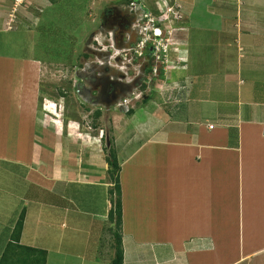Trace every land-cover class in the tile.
Returning a JSON list of instances; mask_svg holds the SVG:
<instances>
[{
  "label": "crops",
  "instance_id": "obj_1",
  "mask_svg": "<svg viewBox=\"0 0 264 264\" xmlns=\"http://www.w3.org/2000/svg\"><path fill=\"white\" fill-rule=\"evenodd\" d=\"M118 1L121 0L117 2L112 0V3ZM180 3L185 22V27L182 29L185 28L187 32L189 30L192 37V42L186 40L185 46L180 47L181 53L178 57L186 60V64L181 66L182 69L184 68L182 72H171L163 77L167 86L164 87L166 89L163 93H160L162 90H153L154 94L149 95L156 98L155 100H158L157 98L161 101L165 100L166 103L170 100L171 94L175 95L179 105L164 107L160 103L163 107L159 104H156V107L163 108L166 113L168 109L172 115L176 114L172 119H157L153 125L149 123L141 129H136L134 122L129 124L130 131L127 133L124 129L126 124L121 127V133H118L113 140V147L118 151L121 167L124 264H221L222 254L224 260L233 254L232 259H229L231 264L236 260V253L240 248L245 249L244 245H246L245 251H250L256 247L250 246V241L254 243L260 237L264 238V202H259L260 198H257L260 192H264V0H192V2L180 0ZM8 4L7 0H0L1 7L6 9L5 12L9 10ZM34 11L37 16H31L30 20H27L30 24L27 21L21 22L15 30L7 29L8 23L5 22L8 16H3L0 19V34L3 32L4 36L11 37L17 33V30H21L27 39L28 36L35 35V31L29 27L33 25L39 28L41 22L39 23L36 8ZM35 23H39L38 26ZM198 29H202L204 34H208L211 38L196 45L194 32ZM224 31L235 33L233 40L235 44L231 42L222 45L226 49L228 46L232 47L230 51H235V58L232 56L230 58L229 54L222 57L217 53L220 45H215L217 44L215 41L225 38ZM239 38H242V47ZM6 39H0V42L4 44ZM12 40L8 38L5 42L9 49L13 47L10 45L13 44ZM226 49L223 47L222 50L226 52ZM7 53L12 58L9 64L12 63L14 69H18L17 79L24 78L25 75L30 76L28 81L31 78V84L34 82L37 84L32 77L34 75L39 77L36 65L39 64V59L14 55L10 50ZM193 59L201 61L200 64H203L201 67L205 72L194 69L197 62ZM6 61L10 60L0 58V78L2 75L4 83L8 78H12L9 72L10 66H4ZM11 82L13 83L11 105L14 103L16 90L24 96V100H28L26 92L19 89L20 85L18 87L15 86L16 82L12 80ZM168 85L172 87L168 88ZM257 85H262L260 90L257 89ZM1 117L3 116L0 114ZM20 125L22 128L18 127L15 134L11 131V122L9 130L6 131L8 136L0 139V142L5 143L9 136L13 135L22 137L20 142L24 137L28 138L26 124L22 121ZM210 126H214V129L210 130ZM6 127L7 124L3 121L0 130ZM234 129H239V135L233 136L232 139L231 133L235 132ZM237 142L240 143L239 146L236 145ZM28 145L22 142L19 146L20 153H12L7 147L0 146V174H2L1 181L5 182V185L0 186V191L4 193L9 188L7 198L12 201L0 202L2 209L0 219L8 212L13 217L19 218L25 214L21 242L22 239L31 236L35 238L41 230L40 224L56 219L44 221V215L49 211L60 217L64 215L61 224L66 222L69 227L61 228V225L59 227L67 235L73 233L70 231L72 228L76 229L69 225L72 220L78 222L81 218L87 217L92 221L91 226H93L98 224L99 218H108L106 202L111 203L109 190L103 193L92 189L89 200L86 188H79L78 185L65 186L61 194L60 174L52 171V176L49 178L40 171L37 166L41 156L39 155L36 161L30 159ZM88 145L85 143L84 147L88 149ZM35 149L36 152H41ZM46 152H43V157H46ZM4 164H8L9 168L2 169ZM70 177L76 179L77 174L70 173ZM207 188L210 192H214L209 195L206 193ZM79 189L80 193H78ZM219 189L226 195L229 191V193L237 191L239 197L243 195L240 217L236 220L227 219L229 222L232 221L233 235L238 238L233 245L222 242L221 231L226 230L227 226L222 223L225 226L222 227L220 222L218 205L223 201ZM158 194L166 200L165 202H170L165 206L167 213L165 228L170 230L166 232L165 229L164 237L168 242L158 240L160 237L155 239L153 233H146L143 230L145 224L150 225L146 217L134 218L132 220L134 226L128 224V212L131 209V213L135 209L139 212L141 199L148 196L151 202H155L152 197L155 198ZM236 196L237 194L234 195L235 198ZM229 208L230 206L227 209ZM248 209L253 210L255 215L248 228L249 237L254 239L251 238L249 242L245 241V238L242 240L238 237L244 235L242 227L250 218ZM59 224L60 221L57 225ZM240 224L242 227L239 230ZM6 227L3 223L0 231L6 230ZM92 229L94 230L95 227ZM9 230L11 233L7 237L8 244L13 226L12 230ZM86 233L88 237L94 238L92 242L89 241L90 244L95 243L100 246L96 234ZM131 233L137 237L127 236ZM139 233L145 235L147 241L140 240ZM208 240L213 242L208 243ZM6 244L0 245L4 246L0 248V254L8 245ZM98 251L99 249L97 250L99 255L101 252ZM103 251L113 256L112 250L108 251L105 248ZM246 253L248 252L244 253L246 260L254 254H258L256 258H263L264 247L259 252L251 253L250 256ZM47 254V263L48 261L53 263L52 256L56 253L52 251ZM59 254L64 252L61 250ZM206 255L207 259H209L208 255L213 256L212 259L215 257L217 259L209 262L205 258ZM94 261L97 262L95 264L104 262L98 258ZM262 262L264 263V259ZM236 263L237 261L234 262Z\"/></svg>",
  "mask_w": 264,
  "mask_h": 264
},
{
  "label": "rangeland",
  "instance_id": "obj_2",
  "mask_svg": "<svg viewBox=\"0 0 264 264\" xmlns=\"http://www.w3.org/2000/svg\"><path fill=\"white\" fill-rule=\"evenodd\" d=\"M7 1L9 2V10L12 7L14 11L13 0ZM139 1L149 8V16L151 18L156 21L163 19L161 23L165 28L166 37L164 39H166L167 42L163 43V49L166 50V53H163L162 51L159 53L161 60H159L155 65L158 68L155 78L153 75L142 76L143 79L148 81V89L146 86L143 88L140 87L137 88L136 93L139 94L138 90L140 92H146L145 94H154L153 90H162L160 93H163V90L167 88L163 77L171 72H182L184 69H182L181 66L186 64V60H183L176 55L177 47L178 45H182V43V46H185L184 44L186 40L188 42H192L191 33L189 30L187 32L185 28L182 29L185 27V22L183 21L184 15L181 12L182 4L180 3V0H168L170 4L169 7L174 9L179 16L175 18L172 23H170V19L172 17H170L169 14H161L157 12L159 7L158 3L159 1L161 2V0ZM190 1L192 2V0ZM116 2L112 3V0H37L35 5L31 6V4L34 3V1H32L29 5L26 4L25 7L18 9V12L15 14V17L17 18L16 24H14L13 28L7 26V29L15 30L17 28L16 26H18L21 22L26 23L27 20H30L29 18H31V16H37L34 11V8H36L39 14V22H41L40 27L35 30L37 33L31 37L28 36V39L21 30H17V33L11 37H9V35L4 36L3 32L0 34V39H13V44H10L13 46L11 47L12 49L6 47L5 42L7 39L4 44H2L3 42H0V58L10 60L6 61L4 66L9 65L10 68L12 67V69L9 68L12 78H8V81L5 83L2 81V75L0 78V114L3 116L0 118V126L3 124V121L7 124L5 129L2 128L0 130V139L8 136L6 131L9 130V124L11 122V131L16 134L18 127L22 128L20 124L23 121V123L27 126L26 128L29 135L28 138L24 137L22 142L29 144V158L36 161V159H38L37 157H39V155L41 156L38 163L39 166H37V168H40V171L45 173L49 178L52 176V171L60 174L61 194H63L65 186L78 185L79 188H86L88 192V200L91 198L92 189H97L99 192L102 191L103 193H106L110 187L112 188V182L108 173L110 168L107 166V157L109 154L107 150L111 147V145L113 146V140L118 133H121V127L127 124V126L124 127L127 133L130 131L129 124H133L134 122H136V129H141L144 126H148L149 123L153 125L157 119H172L176 113L172 115L171 111L168 109H166V113L163 108H157L156 104H159L160 106L164 105V107L167 105L174 107L180 104L178 98L173 94H171L172 96H170V102L168 101V103L161 101L159 98H157L158 100H155V98L151 102L144 104L142 102L144 99L143 96V98L139 101L131 102V108L135 107L136 109L131 110L126 115L123 114L121 110H118L116 107L117 102L115 103L112 101V103H109L106 101L102 102L101 100H98L97 102V99H94L98 98V91L101 89L99 85L92 86L89 83L83 82L86 86V95L88 92L92 93V99H94L93 104L87 103L81 98V96H79L77 87L78 84L82 83V80L78 78V74L84 73L80 70L87 65L96 68L94 70L96 75L95 77L99 79L98 75L101 74L102 68H105V66L102 65V61H105L102 56L108 54L110 56L109 58H112L115 56L114 53L116 49L120 48L121 45V43L117 41V47L115 50L110 48L112 45V36H114L113 34L117 30L116 27L106 28V26H102V15L104 11L108 10L107 8L120 7L122 9H126L129 14L135 15V8L132 6L133 4H131L132 0H121L118 1V3ZM177 7H181V10H178ZM160 8L162 11L166 10V7L162 2L160 4ZM5 10L6 9L0 5V19H2L3 16H8V12L10 11L8 10L5 12ZM143 16L144 15L142 14L141 17L143 18ZM9 19L11 18H8L5 24L9 22ZM27 23L29 22L27 21ZM170 25L171 28L169 27ZM32 29H34V27ZM228 33L229 32L225 33V38L222 40L215 41L217 43L215 45H220V47L217 48V53L222 57L229 54L230 58L231 56L235 58V51H230L232 47L228 46L226 49L225 46H222L231 42L235 44V42H233L235 39V33ZM209 37L211 38L208 34H204L202 29L195 30L194 32L196 45L208 41L209 39L207 38ZM105 41L109 43H105ZM239 42L242 47V38H239ZM209 44L214 45L212 42H209ZM138 45L140 44L136 43L132 46L133 48L131 47V50L126 49L122 54L121 64L126 65L127 70L125 68H122V70L121 68L119 69V65L121 64H114L116 59L115 62L113 61L110 69H115V72L119 76L122 75V72L127 73L132 69V73L134 74L132 75L131 73L130 77L131 79L135 77L137 75L138 67L136 69L133 68L132 65L134 61L131 60H135L137 64L140 63L142 65L150 64L152 60L151 58L145 59L144 57H140L142 51L140 49L141 46ZM171 45H175V48L170 47ZM223 47L227 50L226 52L225 50H222ZM127 48H130V46H127ZM9 50L13 51L14 55L32 56L39 59V64H36L38 67L39 77L36 75L32 77V80L37 81V84L36 82L31 84V78L28 81L30 76L25 75L24 78L17 79L18 69H14L15 67H13L12 63L9 64L12 61L9 53H7ZM125 53L128 56H125L124 59L128 60L123 59V55ZM193 60H196L197 62V64L194 65V69L196 71H199L200 69L201 72H205V70L201 67V65H203L200 64L201 61L199 62L197 59ZM99 64H101L102 67H99ZM204 65L207 69L206 63ZM218 69L220 70V67H218ZM4 70L6 69L4 68ZM118 70H121L122 72L118 73ZM9 72L6 70L7 74H9ZM113 75L114 72L112 71L108 77L109 80ZM11 80L16 82L15 86L20 85L19 89L26 92L28 100H24V96L20 95L19 90H16L14 94V103L11 105V86H13ZM149 80H151V82ZM261 86L262 85H257V89L260 90ZM171 87L172 86L168 85V88ZM160 103H162V105ZM97 112H100L99 118H96L95 114ZM127 120L128 123H126ZM101 130L104 132L102 133ZM234 131L239 135V129H234ZM103 134L104 138L101 140V136H103ZM20 140H22V137L20 136H9L8 141H5V143L0 142V146L3 145L4 147H7L8 151H12V153H20L19 146L22 145ZM85 143L87 145L88 143L90 144L88 145V149L84 147ZM239 145L240 143H238V146ZM35 148L41 152H36ZM44 151H47L45 153L46 157H43ZM85 154H87V157H85ZM41 165H44L45 167L43 168ZM5 168H9L8 164H4L2 166V169ZM59 171H61V173ZM70 173L77 174V178H71ZM1 180L2 174H0V181ZM3 185H5V182L1 181L0 186L2 187ZM7 189V192L4 193L0 191V202H12L7 198L8 193L10 192V189ZM80 191L81 190L79 189L78 193H80ZM213 192L214 191L210 192L208 188L206 190V193L209 195ZM219 192L223 201L219 202L218 205L220 209V222L222 227H225L222 223H225L227 226L226 230L221 231L222 242L227 244L231 243L233 245L235 241H238V238L233 235L234 228L232 221L229 222L227 219L232 218V220H236L240 217L241 206L243 205V195L239 197V193L237 191H233L231 193H229V191L227 195L223 193L222 190L220 191V189ZM235 194H237L236 198L234 197ZM238 197L239 199L237 200ZM79 198L81 199V195ZM257 198H260V200L258 199L259 202H264V192H260ZM152 199L155 202H151L150 198L146 196V198L139 201L141 206L139 212L137 209L132 211V213V209L129 211L130 213L128 212V224H130V226H134L132 222L134 218L137 219L138 217H146L145 219L146 221L149 220L150 225L145 224L143 230L146 231V233H153L155 235V239L160 237L158 240L168 242V240L164 237L165 229L166 232L170 230L169 228H165V218L167 214L165 206H168L170 202H165L166 200L159 194L155 198L152 197ZM225 200L228 202H225ZM106 206V210L108 212H110L109 210L113 208V204H109V202H106ZM229 206L230 208L227 209ZM128 207L129 206H127V208ZM247 211L250 218L245 222L243 227L241 224L238 226L239 230L242 227L244 233V235H239L238 237H241L242 240L245 238V241L249 242L251 238L254 239L253 237H249L250 233L248 228L251 220L255 218V215L253 210L249 211L248 209ZM1 212L2 209H0V217ZM44 216L45 222L46 220L52 218L56 219L45 224H40L41 230L38 232L36 237L32 238L31 236V238L24 239L25 241L22 239L21 245L33 248L37 251H47L48 253L53 251L56 253L52 256L53 263L48 261L46 264H92L96 258L103 260L104 262L102 264H110L109 262L112 260V254H109V256L105 251H103V249H105V247L107 248V245H112L113 243L112 238L109 237L111 235L109 230L114 225H111V223L108 222L107 217L104 219L99 218L98 224L93 226H91L92 221H90L87 217L81 218L78 222L77 220H72L69 225L76 227V229L72 228L70 231L73 233L67 235L66 233H63L59 227L60 225L61 228L69 227L66 222L61 224L64 215L60 217L49 211L46 212ZM19 219V217H13L8 212L4 218L0 219V228L3 227L4 223L7 226L6 230H12L13 226L12 231H14L18 226ZM224 220L226 222H223ZM59 221L60 224L57 225ZM79 223L82 225L78 226ZM92 227H95V229L93 230ZM6 230L0 231V235H2V237L0 236V245H4L5 243L8 244L7 237L11 232L10 230L6 232ZM86 232L96 234L99 237L100 246L95 243L90 244L89 241L92 242L94 238L93 236L88 237ZM127 236L130 238L137 237L136 235H133V233ZM146 238L147 237L145 235L139 233L140 240L147 241L145 240ZM209 242L213 241L208 240V243ZM216 244L218 245V243ZM253 245L256 247L250 251H245L246 245H244L245 249L240 248V250L237 251L235 260L237 261L236 264H264L262 262L264 256L263 258H256L258 254H254L251 257L252 259H245V252H248L246 254L250 256L251 253L256 251L259 252V250L264 247V238L262 239L260 237V239L254 243L250 241V246L253 247ZM3 247L4 246H0V248ZM98 249V252H101L99 255L97 254ZM61 250L64 254H59ZM212 257L213 256L208 255L209 259H207V255L205 256L209 262L213 259H217V257L213 259ZM232 257L233 254H230L228 259L224 260V255L222 254L221 264H230L229 259H232ZM234 262L231 264H234Z\"/></svg>",
  "mask_w": 264,
  "mask_h": 264
},
{
  "label": "flooded vegetation",
  "instance_id": "obj_3",
  "mask_svg": "<svg viewBox=\"0 0 264 264\" xmlns=\"http://www.w3.org/2000/svg\"><path fill=\"white\" fill-rule=\"evenodd\" d=\"M133 1V0H132ZM132 4V3H131ZM135 15L129 14L126 9H122L120 7L118 8H107L108 10H105L103 15H102V26H106V28H112L116 27V32L112 36L113 39H111L112 42H115V45L117 44V41L121 43L119 50H131L133 47L132 45L138 44L141 40L140 33L138 32L139 30H134L133 27L136 25V23L142 19V22L145 23V26L148 25L149 19L145 16V12L143 8L141 10H137V7H135ZM146 11H150L149 9L145 8ZM141 14H143V18H141ZM138 22V24H139ZM141 23V24H143ZM140 24V25H141ZM130 34V35H129ZM129 35V39H127V36ZM154 35V34H153ZM155 36V35H154ZM127 39V40H126ZM125 40V41H124ZM110 41V42H111ZM105 43H109L105 41ZM126 46V47H125ZM127 46H130V48H127ZM117 47V46H116ZM132 47V48H131ZM150 51L144 50V53L141 55V57H144L147 59L150 56ZM104 60L102 61V65L107 64V61L109 59V55H104L102 56ZM157 57V56H156ZM133 62V68H137L138 66H141L142 69L138 71L137 75L131 79L130 74L133 72L128 71L127 73H123L121 70H118V73L122 72V75L119 76L116 72L115 69L111 70L109 66L104 65L105 68H102L101 70V76L98 77L97 79L95 76V69L90 66H85L83 67L81 72H84L82 74H79L78 77H80L81 80H84L86 83L91 84L92 86H97L101 88L98 91V100H101L102 102H109L112 103L114 101L115 103L119 101L120 98L125 97L128 95L132 89H137L138 86L143 88L145 85L148 86L149 84L147 81H143V78L141 77V74L144 75H153L154 71L157 72V66H155L159 60L157 58L153 57L151 60L150 64L147 65H142L140 63H136L135 60H131ZM130 61V62H131ZM104 63V64H103ZM122 63V58L118 57L116 58V64H121ZM101 64H99V67H102ZM120 69V67H119ZM124 70V69H123ZM127 70V69H126ZM114 72V75L112 78L109 80V75L110 73ZM80 73V72H79ZM117 74V75H116ZM127 74V75H125ZM134 73H132L133 75ZM123 80L126 82H131L130 85L126 84L123 85ZM151 82V80H149ZM145 84V85H144ZM148 84V85H147ZM95 89V88H94ZM91 102H93V99H91ZM114 103V104H115ZM117 104V103H116Z\"/></svg>",
  "mask_w": 264,
  "mask_h": 264
},
{
  "label": "trees",
  "instance_id": "obj_4",
  "mask_svg": "<svg viewBox=\"0 0 264 264\" xmlns=\"http://www.w3.org/2000/svg\"><path fill=\"white\" fill-rule=\"evenodd\" d=\"M96 118H99L100 112H97ZM238 134L231 133V136ZM231 137V138H232ZM233 139V138H232ZM238 142L236 143V145ZM107 163L109 166V176L112 188L109 189L110 201L113 208L108 214V222L114 225L110 228V236L113 240L112 245H107L106 249L112 250L113 256L110 264H124V245H123V200L122 187L120 184L121 167L118 161V151L111 145L107 150ZM25 214H22L19 219L18 226L13 231L9 244L4 248L0 254V264H46L47 252L37 251L33 248L24 247L21 245V237L23 232ZM100 243V241H99ZM99 253V252H98ZM44 255V256H43ZM97 263L96 261L93 264ZM89 264V263H86ZM99 264H102L101 262Z\"/></svg>",
  "mask_w": 264,
  "mask_h": 264
},
{
  "label": "clouds",
  "instance_id": "obj_5",
  "mask_svg": "<svg viewBox=\"0 0 264 264\" xmlns=\"http://www.w3.org/2000/svg\"><path fill=\"white\" fill-rule=\"evenodd\" d=\"M32 1H34V3L33 4H31V6L32 5H35V3L37 2V0H31V2ZM42 1V0H41ZM30 0H22V1H16V0H13V7H14V11H13V8L11 7V10H10V12H9V14H8V18H11V19H9V22H8V27H12L13 28V26H14V24H16V22H17V18L15 17V14L18 12V9L19 8H22V7H25L26 6V4L27 5H29L30 3ZM161 2L163 3V5L166 7V10L165 11H162L161 10V8H160V4H161ZM161 2L159 1V7H158V11L157 12H159V13H167V14H169V16L170 17H172L170 20H171V22L170 23H172V21L175 19V18H177V17H179L178 16V14H177V12H175L174 11V9H172V8H170L169 7V2H168V0H161ZM132 6H134V8L135 7H137V10H141L142 8H143V10H144V12L146 13L145 14V16L149 19V21H148V25H146L145 26V24L142 22V19L140 20V22H139V24H138V22L136 23V25H134V27H133V29L134 30H139L138 32L140 33V37H141V40H140V42H139V44L140 45H138V46H141L140 47V49H141V54L140 55H142L143 53H144V50H150V51H152V52H150V56L148 57V58H151V59H153V57H155V58H157V60H161V56L159 55V53L162 51L163 53H166V50H164L163 48H164V44L163 43H165V42H167V40L166 39H164L165 37H166V33H165V28H164V26L162 25V23H161V21L163 20V19H160V20H154L153 18H151L150 16H149V11H146V9L145 8H147L142 2H140L139 0H136V2H133L132 1ZM30 6V7H31ZM136 9V8H135ZM147 9H149V8H147ZM177 9L178 10H181V7H177ZM181 12H182V10H181ZM135 13V12H134ZM142 15V14H141ZM142 18V17H141ZM36 20V19H35ZM177 20V19H176ZM40 23V22H39ZM39 23H35L36 24V26H38V24ZM141 23H143V24H141ZM145 23H147V22H145ZM141 24V25H140ZM34 27V31L35 30H37L38 29V27H35V26H30L29 28H33ZM170 28H171V25L169 26ZM35 33H37L36 31H35ZM155 36H154V35ZM130 35V34H129ZM129 35L127 36V39H129ZM126 39V40H127ZM125 41V40H124ZM142 42H144V43H142ZM112 43V45H111V49H113V50H115V48H116V45H115V42H111ZM142 44V45H141ZM134 45V44H133ZM132 45V46H133ZM182 45H178V47H177V56H179L180 55V53H181V51H180V47H181ZM126 47V46H125ZM169 47V46H168ZM170 47H174L175 48V45H171ZM167 49H169V48H167ZM125 51L123 50V51H121V50H119V49H116V51H115V53H114V55L115 56H113L112 58H109L108 59V61H107V66H109V67H111L112 66V64H113V61L115 62V59L117 58V56L118 57H122V54L124 53ZM125 56H128L126 53L123 55V59H124V57ZM157 56V57H156ZM141 57V56H140ZM124 60H128V59H124ZM104 64V63H103ZM114 64H116V62L114 63ZM105 65V64H104ZM120 66V68L122 69V68H125L126 69V65H124V64H121V65H119ZM140 69H141V66H138V69H137V73H138V71H140ZM158 69V68H157ZM81 73V72H80ZM155 74H156V72L154 71V73H153V76H154V78H155ZM79 75V74H78ZM125 75H127V74H125ZM101 76V74L100 75H98V77H100ZM144 77L145 75H143V74H141V77ZM142 77V78H143ZM79 79H80V77H78ZM81 80V79H80ZM143 81H147V80H145V79H143ZM83 82H85L84 80H82V84H83ZM132 82V81H131ZM131 82H126V81H124L123 80V85H130V83ZM147 83H148V81H147ZM80 84H78V86H79ZM146 86V85H145ZM144 86V87H145ZM86 87V86H85ZM147 87V89H148V86H146ZM138 88H140L139 86H138ZM147 89H143V90H147ZM136 91H137V89H132V91L128 94V96L129 97H127V96H125V97H122V98H120L119 99V101L117 102V104H116V107L118 108V110L120 111H124V114H128L131 110H134V109H136L135 107H133V108H131V106H130V104H131V102L132 101H139L140 99H142L143 98V96H144V99H143V103L144 104H146V103H148V102H151L152 100H154L155 98H153V97H150L151 96V94H145L146 92H140L139 90H138V92H139V94H137L136 93ZM161 92V91H160ZM136 93V94H135ZM150 95V96H149ZM147 97H148V99H147ZM82 98V97H81ZM83 99V98H82ZM94 100V99H93ZM164 100V99H163ZM146 101V102H145ZM164 102L166 103V101L164 100ZM87 103H89V104H93V102H87ZM162 104V103H161ZM125 106V107H124ZM137 107V106H136ZM209 129H210V127H209ZM213 129H214V126H213ZM213 129H210V130H213ZM102 131V133L104 132L103 130H101ZM103 138H104V134H103V136H101V140H103ZM101 143H102V141H101ZM113 186V185H112Z\"/></svg>",
  "mask_w": 264,
  "mask_h": 264
},
{
  "label": "water",
  "instance_id": "obj_6",
  "mask_svg": "<svg viewBox=\"0 0 264 264\" xmlns=\"http://www.w3.org/2000/svg\"><path fill=\"white\" fill-rule=\"evenodd\" d=\"M77 91L79 92V96H81L83 98L84 101L86 102H91L92 99V93L88 92V94L86 95V88L84 84H80L77 87ZM95 100L98 98H94Z\"/></svg>",
  "mask_w": 264,
  "mask_h": 264
},
{
  "label": "built area",
  "instance_id": "obj_7",
  "mask_svg": "<svg viewBox=\"0 0 264 264\" xmlns=\"http://www.w3.org/2000/svg\"><path fill=\"white\" fill-rule=\"evenodd\" d=\"M16 1H22V0H16ZM210 129H213V126H210Z\"/></svg>",
  "mask_w": 264,
  "mask_h": 264
}]
</instances>
